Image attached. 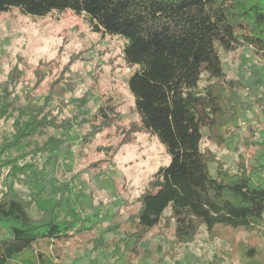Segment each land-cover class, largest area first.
Here are the masks:
<instances>
[{
	"label": "trees",
	"instance_id": "trees-1",
	"mask_svg": "<svg viewBox=\"0 0 264 264\" xmlns=\"http://www.w3.org/2000/svg\"><path fill=\"white\" fill-rule=\"evenodd\" d=\"M15 8L33 17L72 10L92 32L125 38L123 58L134 68L128 89L139 117L125 133L155 136L170 162L150 176L137 198L138 211L123 222H111L106 234L120 237L96 235V226L79 217L65 195L39 200L44 193L41 176L65 140L51 136L39 145L35 138L45 136L48 128L67 130L85 123L59 119V112L46 110L47 100L31 104L28 94L18 91L21 76L14 69L0 82V123L14 122L13 136L0 149V264H52L39 248L69 241L85 243L94 252L109 251L114 264H133L147 255L141 242L167 211L178 243H191L203 229L228 242L230 249L211 264H223L234 253L242 254L243 264H264L263 248L240 249L231 239L233 232L245 230L264 240L261 155L255 149L249 156L239 153L232 167L206 146L227 145L251 109L240 82L226 73L222 53L250 47L264 60V0H0V13ZM256 104L264 115V98ZM77 106L75 121L84 115V107ZM102 110L98 116L107 119ZM256 146L264 150V143ZM40 156L45 159L41 169L26 161ZM20 174L33 176L35 198L26 200L4 186ZM34 207L39 217L32 215ZM62 211L72 218L62 217ZM28 254L29 261L21 259Z\"/></svg>",
	"mask_w": 264,
	"mask_h": 264
},
{
	"label": "rangeland",
	"instance_id": "rangeland-1",
	"mask_svg": "<svg viewBox=\"0 0 264 264\" xmlns=\"http://www.w3.org/2000/svg\"><path fill=\"white\" fill-rule=\"evenodd\" d=\"M126 43L125 38L92 32L85 19L72 10L44 17L25 15L17 8L0 13V82L18 69L21 76L18 91L28 94L31 104L47 100L46 110L54 115L59 112V119L70 118L72 124L82 120L85 123H76L67 130L48 128L45 136L35 138L39 145L51 136L65 140L62 151L41 176L44 193L38 199L65 195L77 215L88 219V225L96 226L95 233L99 236L107 233L111 222H123L138 211L137 198L145 191L150 176L170 162L155 136L125 133L139 122L128 89L134 68L123 58ZM222 59L228 76L240 82V92L251 109L241 119V127L230 134L227 145L220 148L206 142V146L232 167L239 153L249 156L254 149L264 162V150L259 151L261 148L256 146L257 142L264 143V115L256 104L264 98V60L250 47L232 54L222 53ZM20 101L27 107L24 99ZM77 103L84 107L85 117L75 121ZM101 108L107 112V119L98 116ZM13 123V119L0 123V149L13 136ZM14 154V150L10 152L11 156ZM28 159L36 169L43 168L42 156L34 160L28 157L27 162ZM212 168L214 171L215 165ZM32 179V175L20 174L4 186H11L30 200L35 198L37 187ZM31 212L39 217L37 207ZM169 214L167 211L161 224L142 240L147 255L136 258L133 264H211L222 250L230 249L223 236L217 233V238H213L204 229L191 243H178ZM60 215L72 218L64 211ZM105 236L120 237L115 233ZM231 239L236 247L241 245L240 249L242 246L264 249V240L257 232L238 230L231 234ZM39 249L49 256L52 264H114L109 251L94 252L80 241ZM241 255L234 253L223 264H243ZM23 258L29 261L31 255Z\"/></svg>",
	"mask_w": 264,
	"mask_h": 264
}]
</instances>
